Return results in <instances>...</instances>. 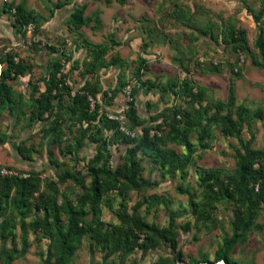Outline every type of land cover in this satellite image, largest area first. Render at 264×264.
I'll use <instances>...</instances> for the list:
<instances>
[{"label":"rangeland","instance_id":"1","mask_svg":"<svg viewBox=\"0 0 264 264\" xmlns=\"http://www.w3.org/2000/svg\"><path fill=\"white\" fill-rule=\"evenodd\" d=\"M3 4L10 5L11 10L0 15V60L10 55L24 65L25 71L21 77L6 81L16 103L0 105V174L38 171L45 183L55 182L65 173L82 176L85 162L102 141L106 144L102 164L108 169L122 165L125 147L117 134L130 140L139 136V128L132 127L129 121L128 110L132 106L136 116L152 126L150 134L161 140L152 151L169 150L187 161L180 177L178 168L161 166L151 155L136 156L145 184L137 214L158 227L166 224L168 214L176 216V253L181 258L178 264L212 262L215 251L230 236L234 209L224 200L209 208L210 203L201 199L195 169L220 175L232 173L236 141L222 133L220 124H214L207 129L204 147L199 148L196 133L191 130L188 143L192 155L187 157L183 146L171 140L169 125L174 112L190 117L199 107L216 101L225 103L230 87L235 103L227 111L234 117L236 106L241 105L246 114L239 137L250 140L253 149L261 147L264 69L253 66L251 60L262 63L253 45L257 33L253 18L263 10L259 20L264 19V0H125L122 5L113 0L109 4L104 0H0V8ZM18 4L37 16L35 22L18 25L19 31L11 26L15 17L13 8ZM75 9L86 19V24L78 29L69 23V14ZM228 24L244 31L246 52L230 49L225 35ZM88 45L105 50L93 68ZM55 64L60 65L59 73L63 76L57 86L60 107L55 114L59 120L56 143L45 132L53 117L31 126L26 121L35 90L43 89ZM84 84L94 88V97L89 102L91 108L93 104L98 106V121L93 123L96 127L83 134L84 126L79 128L68 120L65 93H75ZM185 85L204 91L200 105H194V109L188 103ZM105 121L117 122V131L106 129ZM18 147L27 149L29 161L18 156ZM121 185L126 193L124 198L115 189L103 190L99 203L102 231L117 223L115 213L123 205L130 212L137 200L136 193L124 180ZM53 188L56 203L63 197L72 200L80 193L69 181L56 183ZM186 192L195 195L196 213L190 212ZM3 208L0 210L3 264H43L51 226L42 224L32 230L28 223L41 214L31 211L21 218L11 204ZM245 233V241L233 247L227 260L234 264H264V206L251 217ZM22 245L27 249L20 255ZM171 261L169 250L161 243L145 253L135 248L105 258L87 234L68 264H171Z\"/></svg>","mask_w":264,"mask_h":264},{"label":"trees","instance_id":"2","mask_svg":"<svg viewBox=\"0 0 264 264\" xmlns=\"http://www.w3.org/2000/svg\"><path fill=\"white\" fill-rule=\"evenodd\" d=\"M112 0H104L109 4ZM122 5L125 0H113ZM10 5L3 4L0 8V15L9 13ZM14 20L11 26L18 31L22 22H35L37 16L30 10H26L23 4H18L14 8ZM263 10L253 18L256 26V38L254 47L259 53L262 63L251 60V64L264 69V19L259 20ZM69 23L74 29H78L86 24V19L82 17L79 10L75 9L69 14ZM226 39L230 49L235 52H246L248 50L244 31L228 24L226 27ZM93 55L92 68L102 59L104 48L96 49L88 45ZM4 67L0 68V105L15 104L10 89L6 81L14 80L24 74V65L14 61L10 55L0 60ZM142 65H145L142 62ZM60 65L55 64L51 68L44 81L42 91L35 90L36 96L31 99L27 110V125L31 126L42 122L47 118L49 126L45 130L52 142L59 141V120L55 118L56 110L60 107V94L57 89L58 84L62 83L63 76L59 74ZM185 95L191 108L201 103L204 91L196 89L190 85L184 87ZM94 88L84 84L77 92H66L68 106L66 109L68 120L71 124L82 128L83 134L89 128L96 127L93 123L98 121L97 105L93 108L87 97H94ZM235 103L232 90L227 91L226 102L216 101L204 107H199L190 117L187 114L174 112L172 121L169 125V136L171 140L180 144L185 149L187 157L192 155V150L188 143V133L194 130L197 136V146L204 147V139L207 129L214 124H220L221 131L225 135L234 138L236 149L233 150L232 159L234 169L232 173L217 174L213 171L195 169V175L199 186L202 189V200H207L213 209L214 205L224 200L234 209V218L230 223L231 233L226 241L215 251L212 262L223 261L230 264L227 254L246 239V229L248 228L251 217L255 212L264 206V135L259 149H253L249 141H243L240 137V129L246 114L241 105L236 106L234 117L227 111ZM194 109V108H193ZM181 118L176 120L175 117ZM129 121L132 127L139 128V136L136 140L125 138L122 134H117L121 144L125 147V157L122 165L113 169H108L102 164L103 152L106 144L95 148L94 155L85 162V174L77 176L74 173H65L58 176L55 182H42L38 171H28L10 175L0 174V210H4L6 204H11L15 212L21 218L31 211L41 214L35 216L29 223L32 230H36L40 225H50L51 235L46 249L43 264H68L70 258L80 246L81 238L90 234L94 246L99 247L103 257L108 258L112 255H122L137 248L141 253L154 248L158 243L163 244L171 255V264L181 262L180 256L176 253L177 234L175 231L174 220L176 216L168 214L167 222L164 226L158 227L147 223L141 218L136 210L141 206L140 196L144 190V182L139 172L140 168L136 161L138 154L151 155L162 166L178 168L180 177L187 166L185 159H179L172 151L158 149L152 151L153 147L158 146L161 140L150 132L152 126L144 120L139 119L134 108L128 110ZM104 127L117 131L118 123L115 121H105ZM99 133V131H98ZM82 137V136H81ZM18 156L25 161L30 160L27 149L17 148ZM200 158L201 155H198ZM86 178H89L87 182ZM124 180L127 185L136 193L137 200L131 205L130 212L126 211L123 205L115 213L117 223L112 224L106 231H102L99 221V203L103 197L104 188L112 189L124 198L126 193L121 185ZM69 181L73 186L80 189V193L72 200L65 197L60 203H56L54 184H63ZM190 212L196 213L197 206L195 195L190 192L185 193ZM89 217V219H87ZM63 221V222H62ZM24 232L23 223H21ZM27 247L22 245L20 255H23ZM205 262V261H201ZM199 262V263H201ZM0 264L3 258L0 254Z\"/></svg>","mask_w":264,"mask_h":264},{"label":"water","instance_id":"3","mask_svg":"<svg viewBox=\"0 0 264 264\" xmlns=\"http://www.w3.org/2000/svg\"><path fill=\"white\" fill-rule=\"evenodd\" d=\"M175 264H178V262H176ZM195 264H225V263L223 261H220V262H201ZM230 264H234V263H230Z\"/></svg>","mask_w":264,"mask_h":264},{"label":"built area","instance_id":"4","mask_svg":"<svg viewBox=\"0 0 264 264\" xmlns=\"http://www.w3.org/2000/svg\"><path fill=\"white\" fill-rule=\"evenodd\" d=\"M27 28H29V27H27ZM59 74H60V73H59ZM91 98H92V97H91ZM87 100H88V102L90 101V96L87 97ZM89 104H90V102H89ZM90 107H92L91 104H90ZM8 175H10V174H8Z\"/></svg>","mask_w":264,"mask_h":264},{"label":"crops","instance_id":"5","mask_svg":"<svg viewBox=\"0 0 264 264\" xmlns=\"http://www.w3.org/2000/svg\"><path fill=\"white\" fill-rule=\"evenodd\" d=\"M43 89H44V84H43ZM43 89H40V90H38V91H42Z\"/></svg>","mask_w":264,"mask_h":264}]
</instances>
